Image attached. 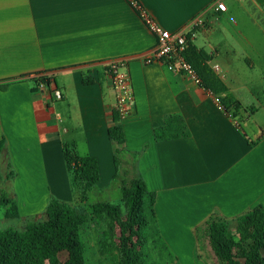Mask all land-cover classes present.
<instances>
[{"label":"crops","instance_id":"0c3cea01","mask_svg":"<svg viewBox=\"0 0 264 264\" xmlns=\"http://www.w3.org/2000/svg\"><path fill=\"white\" fill-rule=\"evenodd\" d=\"M218 1L225 12L215 10ZM137 2L171 33L203 17L188 35L219 67L214 73L242 106L238 117L190 76L145 64L155 36L127 0H0V194L9 189L23 222L43 217L51 198L73 204L67 144L96 159L94 194L141 179L155 195L154 240L183 250L212 215L232 221L264 207V0ZM115 60L126 63L134 97L118 122L122 145L108 135L116 95L106 70ZM36 75L50 77L45 89ZM169 117L189 135L155 141ZM251 122L253 136L241 125Z\"/></svg>","mask_w":264,"mask_h":264},{"label":"trees","instance_id":"16d2710c","mask_svg":"<svg viewBox=\"0 0 264 264\" xmlns=\"http://www.w3.org/2000/svg\"><path fill=\"white\" fill-rule=\"evenodd\" d=\"M182 56L194 70L200 86L219 98L226 114L237 118L241 104L208 65L210 56L194 46L190 35L186 37ZM250 110L254 112V109ZM118 122L114 113L108 135L116 144L122 145L124 135ZM188 135L179 117L167 118L164 126L154 131L155 141ZM62 152L76 204L51 198L44 216L28 223L24 230L0 229V264H87L88 246L82 231L89 222L100 219L106 221V228L99 239L98 251L106 257L107 264H156L151 261L148 248L150 238L155 234V195L147 191L141 179L135 178L123 182L121 206L97 202L82 209L81 205L88 201L99 182L97 161L89 156H79L74 147L67 144H63ZM1 204L10 205L6 218L19 217L14 201L3 197ZM199 228L218 264H264L262 205L232 221L212 215Z\"/></svg>","mask_w":264,"mask_h":264},{"label":"rangeland","instance_id":"374dc122","mask_svg":"<svg viewBox=\"0 0 264 264\" xmlns=\"http://www.w3.org/2000/svg\"><path fill=\"white\" fill-rule=\"evenodd\" d=\"M261 123H264V113L260 114L258 117ZM244 130L253 136L254 124L251 122L249 125H244L241 123ZM1 189V188H0ZM9 189L4 187L0 194V198H8ZM9 192V193H8ZM97 202H105L114 206H121V194L119 189V182L117 181L111 187L103 189L100 193H91L89 195L88 201L81 205L82 209H88L91 204ZM68 204V203H67ZM74 201L73 204L75 205ZM10 205H0V229H15L18 231L24 230L25 226L33 221L41 219L38 217L36 219H28L23 222L21 218L8 219L5 217V210L9 209ZM235 222L231 227H235ZM106 228V221L104 219L94 220L88 223V225L83 229L82 235L84 241L87 243L88 249L86 253V263L87 264H107L108 261L106 257L99 254L98 242ZM185 236V235H184ZM185 249L178 250L177 248L169 249L166 244H163L160 240L155 241L154 238H150L148 248L150 250V259L156 264H218L213 253L211 252L206 239H204V233L201 228H196L193 234L186 235ZM155 241V242H154ZM64 256L61 255V259ZM63 260V259H62Z\"/></svg>","mask_w":264,"mask_h":264},{"label":"built area","instance_id":"2783aa9c","mask_svg":"<svg viewBox=\"0 0 264 264\" xmlns=\"http://www.w3.org/2000/svg\"><path fill=\"white\" fill-rule=\"evenodd\" d=\"M127 2L138 11L144 24L155 36V47L152 55L145 59V64L161 63L169 71L190 76L199 83L197 75L190 64L182 56V52L186 46V37L188 33L196 28L204 26L203 17L198 15L194 17L183 30L171 33L162 29L154 20L147 16L145 12L142 11L137 0H127ZM215 10L225 12V4L218 1ZM219 70V67L214 68V72H219ZM106 71L116 95L114 111L117 114L118 119L122 120L129 115L134 100L131 80L128 71L126 70V63L120 60L111 61L108 63ZM31 79L37 81L36 88L39 90L45 89L51 82L48 75H36ZM52 95L55 100L62 99V93L57 88L53 89ZM215 100L218 104L220 103L218 98ZM219 107L223 109L220 104Z\"/></svg>","mask_w":264,"mask_h":264}]
</instances>
